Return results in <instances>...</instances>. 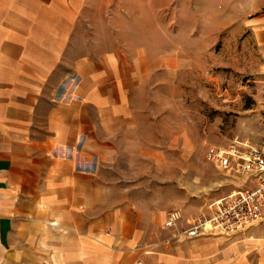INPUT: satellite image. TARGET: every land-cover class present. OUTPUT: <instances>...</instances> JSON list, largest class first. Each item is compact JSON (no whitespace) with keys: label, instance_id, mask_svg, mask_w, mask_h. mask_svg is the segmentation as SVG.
<instances>
[{"label":"crops","instance_id":"crops-1","mask_svg":"<svg viewBox=\"0 0 264 264\" xmlns=\"http://www.w3.org/2000/svg\"><path fill=\"white\" fill-rule=\"evenodd\" d=\"M175 1L146 0L141 13L164 14L158 30H170ZM89 8L0 0V264H197V242L164 229L168 212L139 206L124 193L134 185L102 176L119 129L134 125L141 80L153 62L166 68L178 57L135 44L132 20L124 39L86 47L87 27L97 26ZM240 19L233 33L248 32L243 44L264 80V0H250Z\"/></svg>","mask_w":264,"mask_h":264},{"label":"rangeland","instance_id":"rangeland-1","mask_svg":"<svg viewBox=\"0 0 264 264\" xmlns=\"http://www.w3.org/2000/svg\"><path fill=\"white\" fill-rule=\"evenodd\" d=\"M249 1L176 0L165 13L175 28L162 31L158 26L164 14L148 21L149 15L141 13L146 0H89L87 22L97 26L87 27L86 47L106 48L115 36L124 39L132 20L135 44L149 41L153 45L144 48L151 54L178 57L167 61L166 68L153 62L155 67L141 80L133 95L134 125L119 129L116 155L102 167V176L134 185L124 193L150 211L180 210L183 226L185 219L241 185L230 171L206 160L207 148L237 137L251 144L260 141L262 113L254 81L262 80V74L243 44L248 32L233 33ZM82 42L80 34L79 47ZM193 240L197 264H264V221L234 236Z\"/></svg>","mask_w":264,"mask_h":264},{"label":"built area","instance_id":"built-area-1","mask_svg":"<svg viewBox=\"0 0 264 264\" xmlns=\"http://www.w3.org/2000/svg\"><path fill=\"white\" fill-rule=\"evenodd\" d=\"M254 90L262 113L260 141L251 144L237 137L226 145H210L205 155L216 169L230 171L239 178L241 185L209 203L205 211L185 219L186 226L182 224L184 217L180 210L168 211L164 229L172 233V239L234 236L264 221V80H255Z\"/></svg>","mask_w":264,"mask_h":264}]
</instances>
